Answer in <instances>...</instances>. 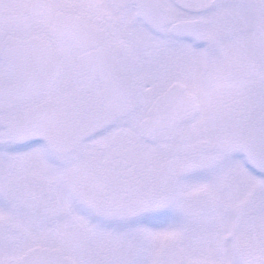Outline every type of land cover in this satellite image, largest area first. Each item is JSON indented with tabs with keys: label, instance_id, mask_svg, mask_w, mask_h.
Masks as SVG:
<instances>
[{
	"label": "snow or ice",
	"instance_id": "obj_1",
	"mask_svg": "<svg viewBox=\"0 0 264 264\" xmlns=\"http://www.w3.org/2000/svg\"><path fill=\"white\" fill-rule=\"evenodd\" d=\"M22 7L0 264H264V0Z\"/></svg>",
	"mask_w": 264,
	"mask_h": 264
},
{
	"label": "flooded vegetation",
	"instance_id": "obj_2",
	"mask_svg": "<svg viewBox=\"0 0 264 264\" xmlns=\"http://www.w3.org/2000/svg\"><path fill=\"white\" fill-rule=\"evenodd\" d=\"M23 3L24 0H7V2L5 3L6 6L11 7V9L13 10V15L11 17V21L13 24L20 22L23 19V16L26 14L23 11Z\"/></svg>",
	"mask_w": 264,
	"mask_h": 264
},
{
	"label": "rangeland",
	"instance_id": "obj_3",
	"mask_svg": "<svg viewBox=\"0 0 264 264\" xmlns=\"http://www.w3.org/2000/svg\"><path fill=\"white\" fill-rule=\"evenodd\" d=\"M6 2L7 0H0V19L4 18V20L12 22L11 17L13 15V10L11 7L5 5Z\"/></svg>",
	"mask_w": 264,
	"mask_h": 264
}]
</instances>
